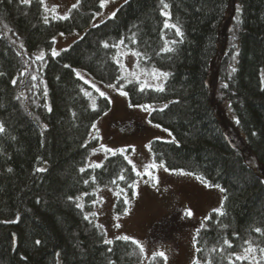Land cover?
<instances>
[{
  "label": "trees",
  "instance_id": "trees-1",
  "mask_svg": "<svg viewBox=\"0 0 264 264\" xmlns=\"http://www.w3.org/2000/svg\"><path fill=\"white\" fill-rule=\"evenodd\" d=\"M164 2L168 9L161 0H124L96 21L102 0H75L62 15L40 0H0V264H165L122 236L107 238L97 221L98 192H112L113 210L122 214L137 175L130 147L88 162L98 144L92 125L110 101L78 71L127 92L131 104L151 106L148 119L174 137L148 141L154 163L219 185V204L194 231L189 264H250L251 254L235 259L246 241L264 247L255 231L264 232V0ZM74 31L80 35L53 56L56 35ZM119 51L140 54L136 69L168 73L159 84L164 91H141L121 68ZM215 55L211 95L206 77ZM216 102L234 117L256 169L226 137Z\"/></svg>",
  "mask_w": 264,
  "mask_h": 264
},
{
  "label": "rangeland",
  "instance_id": "rangeland-1",
  "mask_svg": "<svg viewBox=\"0 0 264 264\" xmlns=\"http://www.w3.org/2000/svg\"><path fill=\"white\" fill-rule=\"evenodd\" d=\"M122 1L124 0H103L104 6L96 21L109 16ZM74 2L75 0H44L48 7L61 15ZM79 35L80 32L77 31L57 34L52 52H59ZM215 58L216 55L210 61L206 77L211 95L214 94L216 83ZM118 59L124 72L130 75L135 73L132 76L138 77L140 82L153 86L160 84L161 78L157 79L152 74L153 70L136 69L132 53L119 51ZM78 72L99 92H104L110 101L109 109L95 122L99 131L94 129L93 134L98 136V144L91 150L88 162L98 163L104 155L111 153L106 148L114 152L130 147L128 159L137 171L143 173L147 165L154 163L149 154L148 141L153 137L173 139V134L162 126L156 127L157 124L148 119V111L137 106L140 104H131L127 96L120 94V89L108 87L110 84L101 83L82 71ZM215 106L226 137L240 150L245 161L255 168V163L259 162L248 151L242 133L234 124V117L224 105L216 102ZM101 145L105 147L102 148ZM152 172L159 178V185L154 186L147 176H137V187L128 201L127 214L125 211L122 214L115 213L112 192L101 189L95 206L97 221L103 225L107 238L129 236L138 240L144 247L145 257L163 251L167 256L165 264H189L194 256V231L201 218L219 204L220 190L199 182L190 174L181 175L180 171L156 168ZM262 178L264 180V175ZM189 210L191 216L186 215Z\"/></svg>",
  "mask_w": 264,
  "mask_h": 264
},
{
  "label": "snow or ice",
  "instance_id": "snow-or-ice-1",
  "mask_svg": "<svg viewBox=\"0 0 264 264\" xmlns=\"http://www.w3.org/2000/svg\"><path fill=\"white\" fill-rule=\"evenodd\" d=\"M22 2L25 3V4H29V3H30V0H22ZM40 3H41V4H44V0H40ZM161 4L163 5V9H168L169 5H168L167 3H165L164 0H161ZM103 6H104V3H103V0H102L101 7H103ZM72 7L75 8L76 5H73ZM45 10L47 11V8H46ZM53 11H54V10H53ZM161 14L164 15V16H169V13H168L167 11H162ZM113 15H115V13H113ZM59 18H60V19H68V16H67V15H64V16H61V17H59ZM47 22H48V21H47V17H45V23H47ZM164 27H165V28H168V27L175 28V30H176V34H177V35H183L182 32L180 31L179 27H177V25H175V24H171V25H169L168 23H165ZM120 43L123 44L124 42L121 41ZM104 47H109V45H108L107 43H105V44H104ZM115 47H119V45H115ZM164 50H165V51H171L172 49H170V48H165ZM58 54H59V53H57L55 50H53V52H52V55H53V56H56V55H58ZM134 55L139 56L140 54H139V53H134ZM43 58H44V53L41 52V53L39 54V56L37 57V59H41V60H42ZM65 67H70V66H69V65H65ZM121 68H123V65H121ZM233 71H235V69H233ZM152 74H153L157 79H159V78H161V77H165V78H166V77L168 76V73L159 72L158 70H155V69L153 70V73H152ZM76 75H77V76H80V78L83 79V77L81 76V74H80L79 72H77ZM132 75H135V73H133ZM32 79L35 80L36 77L33 76ZM137 79H139V78L137 77ZM13 83H15V81H13ZM130 83H131V81H130ZM145 86H148V85H146L145 82H141V91L144 90ZM225 86H226V85H225ZM108 87H112V88H114L115 85H111V84H110V85H108ZM155 90H157V91H161V92H162V91H164V87H163V85H159V86L156 87ZM97 91H100V90L97 89ZM120 94L123 95V96H127V95H128L127 92L122 91V90L120 91ZM85 95H86V96H90L91 93H89V92H85ZM100 96H102V97L105 96V93L101 91V92H100ZM137 106H138V107H142V108H144L145 111H149V110L151 109V106H150V105H137ZM92 107H93V109L95 110V108H96V102H95V100L92 101ZM165 107H166V106H165ZM162 110H163V109H161V111H162ZM156 127H160V125L157 124ZM92 128H93V129H96L97 132L99 131V130L96 128V125H95V124L92 125ZM3 131H4V127H3V125H0V132H3ZM101 147L104 148L105 146H104V145H101ZM105 150L108 151V152H113L112 149H108V148H106ZM120 151L123 152V151H125V150H124V149H121ZM114 154H115V152H113V155H114ZM125 159H127V157H125ZM128 162H129L130 164L132 163L131 160H129ZM94 166H95V167H100V165H98V164H97V165H94ZM156 168H164L165 171H170V169H168L167 167H165V165H164L163 163H161V164H156V163L149 164V165H147V166L145 167V170H144L143 173L140 172V171H137L136 168H135V166H133L132 171H134V172L136 173L137 176H141V177L147 176L148 179L152 182V184H153L154 186H157V185H159V183H160L159 178H158L157 176H155V175L153 174V172H152V169H156ZM83 170H84V169H81V171H83ZM9 171H11V169H9ZM39 171H44V169H39ZM180 174H181V175H184V174H188V173H184L183 170H180ZM119 178H120L121 180L125 179V177L122 176V175H121ZM147 182H148V181H145V183H147ZM85 183H87V181H85ZM129 187L135 189V188L137 187L136 182H134L133 184L129 185ZM216 187H219V185H217ZM121 191H123V190H121ZM221 191H224V190L221 189ZM134 194H135V193H134ZM69 199H71V197H70ZM124 203H128V200L125 199ZM78 206H79V205H78ZM217 211H218V210H217ZM125 214H127V209H125ZM220 214L223 215L222 212H221ZM186 215L191 216V215H192L191 211H190V210L187 211V212H186ZM87 218H88V217L85 216V219H87ZM116 227H120V225H116ZM255 231H256V232H261V234L264 235V232H262V230H261L260 228H256ZM117 239H122V240H125V241H129V240H130L133 244H135V245L139 248V250H140L141 253L144 252V247H143V245H142L138 240H135V239L132 238V237H129V236H122V237H117ZM35 243H36L37 245H39V244L41 243V241L37 240ZM105 243H109V244H110V243H112V241H111V240H106ZM224 243H225L226 245H228V247H231V244H230L227 240H225ZM246 243H248L249 246L245 249L244 255H242V256H241V255H237V256L235 257V259H236L237 261L247 260V259H249V255L251 254V261H250V264H261V261H264V247H259V248H258V247H253L250 241H246ZM197 251H199V249H197ZM257 251H259V253H261V258H260V260H257V258H256V255H255V254L257 253ZM157 256H158V257H162L165 261H167V256L165 255V253H164L163 251H161V252H157V253H154V254H153V259L155 260V258H156ZM193 264H199V261H194ZM209 264H210V262H209Z\"/></svg>",
  "mask_w": 264,
  "mask_h": 264
}]
</instances>
